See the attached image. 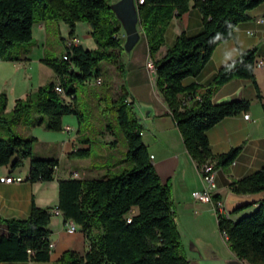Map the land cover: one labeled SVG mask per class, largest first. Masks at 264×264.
<instances>
[{"label":"trees","instance_id":"1","mask_svg":"<svg viewBox=\"0 0 264 264\" xmlns=\"http://www.w3.org/2000/svg\"><path fill=\"white\" fill-rule=\"evenodd\" d=\"M114 0H0V61H19L14 56L16 45L33 40L32 28L39 21H61L74 37L78 22L87 23L95 48L72 45L66 51L68 60L44 57L42 63L53 70L57 82L39 87L17 100L13 119L34 109L44 119L47 130H62L61 119L78 111L76 84L101 78L99 65L106 62L123 77L121 60L124 48L120 43L121 25L110 5ZM202 16V31L192 37L181 33L163 58L155 60L164 45L165 30L173 17L180 19L191 7ZM264 0H144L138 5L139 26L145 35L149 56L155 65V84L182 136L185 148L197 167L216 160L215 167H227L238 156L240 148L214 156L209 149L207 131L227 116L247 112L250 103L234 100L214 104V88L184 86L182 80L197 76L210 59L215 47L234 36L235 27L246 21L247 12ZM255 50L241 51L238 57L222 65L216 75L217 85L233 79H249L261 95L255 78ZM59 83L64 95L55 91ZM127 93L113 101L120 133L125 139L127 160L131 167L102 178H68L58 181L57 209L63 219L72 221L84 233L87 248L83 254L65 251L57 264H190L175 223L172 186L162 183L142 141V124L131 115ZM6 95L0 94V124L7 123ZM264 109V105H263ZM33 137L22 138L9 131L0 137V166L20 167L30 160L28 180L51 181L58 160L37 158L33 154ZM88 152L76 150L69 157L85 158ZM15 157L13 161H11ZM231 192L255 194L264 191V166L255 173L231 182ZM214 201H220L218 196ZM246 209V208H245ZM244 210V209H242ZM240 210V211H242ZM237 211L236 213H238ZM51 209L31 203L25 219H4L0 226L1 262H46L50 258L49 224ZM218 230L226 234L227 244L236 258L249 264H264V201L256 209L236 221L218 217Z\"/></svg>","mask_w":264,"mask_h":264},{"label":"crops","instance_id":"2","mask_svg":"<svg viewBox=\"0 0 264 264\" xmlns=\"http://www.w3.org/2000/svg\"><path fill=\"white\" fill-rule=\"evenodd\" d=\"M117 1L114 0L113 3ZM190 4V9L180 19L173 17L169 22L164 34V45L156 53L155 60L164 57L167 49L175 44L182 32L192 37L202 31V16L193 7V1ZM247 14L249 18L235 27L233 38L215 47L201 72L197 76H189L182 80L184 86L195 84L204 88H214L211 97L214 104L234 100L250 103L247 112L225 117L206 133L209 149L214 156L240 148L236 159L227 167H215L216 160H209L214 166L215 182L211 195L218 196L221 201H224L230 191L232 181L243 179L264 166V65L256 66L254 69L261 100L258 99L257 90L249 79H233L222 85L215 83L218 69L236 59L241 51L254 49L256 59L264 57V21H261L264 17V2L249 10ZM55 22H36L32 28L33 40L27 47H22L20 60L0 61V94H5L7 98L4 111L6 116L12 114L17 100L25 98L27 94L45 84L57 82L53 70L42 63L46 56L49 28L56 27L62 39L58 58L64 53L68 40H73L75 45H82L76 34L72 38L68 36L69 28L64 22ZM86 31L85 39L92 50L96 46L89 34V27ZM138 31L139 41L130 53L125 52L128 61L126 65L124 64L120 86H123L127 93L126 103L131 108V115L137 120L138 117L141 118L146 124V128L141 133L142 141L147 147L149 156L153 157L151 161L160 180L162 183L169 182L172 186L174 219L189 263L249 264L236 258L229 249L226 239L218 230V219L213 206L193 198V193L202 191L206 184L199 175L196 162L185 148L162 93L156 87L155 76L145 67L146 62L151 58L145 35L139 25ZM119 34L120 37H125L122 30ZM100 107L102 111L106 109L105 106ZM245 115H248V119L244 118ZM38 119L44 117L39 116L35 110L29 115H22L16 119L19 129L16 135L21 134L22 138H35L34 156L58 160L57 171L51 181L31 182L28 180L29 159L24 160L22 165L16 168L11 167L10 164L0 166V178L20 176L24 179L19 184L0 182L1 218H27L32 201L40 208L56 209L58 181L71 178V173H77L78 178L94 179L131 167L127 158L113 152L118 140L108 123L104 122L105 130L99 131L93 142L87 138L88 131H81V126L74 115L62 117V130L58 132L47 130L45 122L40 125L32 124ZM8 132L0 127V135H2L0 137L7 139ZM80 149L87 151L88 157L68 156ZM14 159L15 157L11 161ZM63 159L66 160L65 169L60 168ZM74 167H79L81 170L78 171ZM256 207L257 205H253L238 213L235 212L228 218L236 221L252 213ZM48 228L49 242L53 245L48 261L1 262L0 264H57V260L65 251L84 253L87 239L78 226L75 232L68 233L63 216L55 215L51 216ZM5 233L6 228L0 226V234Z\"/></svg>","mask_w":264,"mask_h":264},{"label":"rangeland","instance_id":"3","mask_svg":"<svg viewBox=\"0 0 264 264\" xmlns=\"http://www.w3.org/2000/svg\"><path fill=\"white\" fill-rule=\"evenodd\" d=\"M50 22L56 23L55 21ZM86 28L88 29L87 23L78 22L75 27V34L81 40L82 45L89 50L91 47L85 39L87 32ZM120 43L122 46H124L125 37L120 38ZM28 45L29 43L16 45L14 49V56L19 57L22 47H27ZM59 48H62V39L60 37V33L56 27L53 29L49 28L47 30L46 56L49 58H57ZM121 60L125 65L127 64L128 59L125 52L122 54ZM99 69L101 70L100 76L102 77V82L100 84L97 85L85 82L84 84H76L75 86L77 108L83 116V119L81 122H79V125L81 126L82 132H89L87 138L95 142L97 133L99 131L105 130L104 122L108 123L113 132L116 133L118 140L117 146L113 152L120 157L127 158L125 139L120 133L116 120V107L113 104V100L121 94L120 83H122V77L120 73L114 68V66L106 62H102L99 65ZM101 105L105 106L106 109L102 111L100 107ZM33 111L34 109H29L28 111L24 112L23 115H29L33 113ZM129 111L131 112V108H129ZM7 117L8 122L0 124L1 129H5L7 132L12 131L14 134H17L16 131L19 130L18 125L16 124L17 120L13 119L12 114L7 115ZM19 136L22 137L21 134H19ZM40 152L42 153L43 151L41 150ZM60 168H66L65 159L61 161ZM75 168H77L78 171L81 170L79 167H74V169Z\"/></svg>","mask_w":264,"mask_h":264},{"label":"water","instance_id":"4","mask_svg":"<svg viewBox=\"0 0 264 264\" xmlns=\"http://www.w3.org/2000/svg\"><path fill=\"white\" fill-rule=\"evenodd\" d=\"M110 7L120 22L121 29L125 35L124 51L130 53L140 38L138 31V6L136 5V0H118L112 3ZM138 122L143 124L144 128H146L145 122L139 117ZM262 201H264V191L255 194H236L229 191L223 201V205L227 214L231 215L253 205L258 206Z\"/></svg>","mask_w":264,"mask_h":264},{"label":"built area","instance_id":"5","mask_svg":"<svg viewBox=\"0 0 264 264\" xmlns=\"http://www.w3.org/2000/svg\"><path fill=\"white\" fill-rule=\"evenodd\" d=\"M144 2V0H136V5L138 6L139 4H142ZM261 21H264V17L261 19ZM72 45H74V41L73 40H68L66 43V51L70 50ZM64 60H68V54L65 52L62 55ZM264 65V57L259 58L256 60V66H263ZM146 69L149 71V73L153 76H155V65L152 59H149L146 62L145 65ZM102 82V79L99 77L95 80L92 81H88V83L90 84H100ZM55 91L57 93H59L60 95H64V89L63 87L57 83L55 85ZM245 119H248V115L244 116ZM153 157H150V159ZM199 170V175L201 176L203 182L206 184V187L202 190V191H197L193 193V198L202 202V203H208L211 204L213 206V210L217 216V219L219 216H225V217H229V215L227 214V212L224 209V205H223V201H214L212 195H211V189L215 188V182H214V166L213 164L208 161L207 163H205L204 165H202L200 168H198ZM57 171V167L54 168V174ZM53 174V176H54ZM71 178H77L78 174L77 173H71ZM23 178L20 176H8V177H2L0 178V182H5V183H14V184H19L21 182H23ZM51 215L55 216V215H61V212L56 208L51 210ZM77 230V225H75L72 221H67L66 222V231L68 233H73ZM223 237L226 239L227 236L224 233ZM50 249L53 247V245L50 243L49 244Z\"/></svg>","mask_w":264,"mask_h":264}]
</instances>
